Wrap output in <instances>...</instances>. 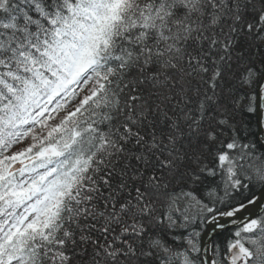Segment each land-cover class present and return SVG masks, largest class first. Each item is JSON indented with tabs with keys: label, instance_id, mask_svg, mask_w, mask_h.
Instances as JSON below:
<instances>
[{
	"label": "snow or ice",
	"instance_id": "obj_1",
	"mask_svg": "<svg viewBox=\"0 0 264 264\" xmlns=\"http://www.w3.org/2000/svg\"><path fill=\"white\" fill-rule=\"evenodd\" d=\"M0 264H264V0H0Z\"/></svg>",
	"mask_w": 264,
	"mask_h": 264
}]
</instances>
